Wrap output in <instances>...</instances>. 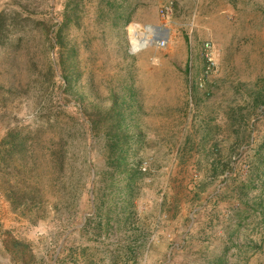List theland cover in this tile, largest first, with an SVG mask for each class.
Segmentation results:
<instances>
[{
    "label": "rangeland",
    "instance_id": "rangeland-1",
    "mask_svg": "<svg viewBox=\"0 0 264 264\" xmlns=\"http://www.w3.org/2000/svg\"><path fill=\"white\" fill-rule=\"evenodd\" d=\"M0 264H264V0H0Z\"/></svg>",
    "mask_w": 264,
    "mask_h": 264
},
{
    "label": "built area",
    "instance_id": "built-area-1",
    "mask_svg": "<svg viewBox=\"0 0 264 264\" xmlns=\"http://www.w3.org/2000/svg\"><path fill=\"white\" fill-rule=\"evenodd\" d=\"M150 37H152V35H150ZM154 43L160 47H163L165 45V41L163 38H160L157 41L154 40L151 45H153ZM202 47H203L204 68L199 83V85L201 86L203 85L204 82L203 79L208 78V76H210L216 69L215 57L211 44L209 42H205Z\"/></svg>",
    "mask_w": 264,
    "mask_h": 264
},
{
    "label": "bare ground",
    "instance_id": "bare-ground-1",
    "mask_svg": "<svg viewBox=\"0 0 264 264\" xmlns=\"http://www.w3.org/2000/svg\"><path fill=\"white\" fill-rule=\"evenodd\" d=\"M146 31L150 35H152V37H146L144 36V34H140L139 32H137V34L133 32V39H132L133 50L142 49L145 46L151 45L155 39L164 38L166 36V31L160 27H154V26L146 27Z\"/></svg>",
    "mask_w": 264,
    "mask_h": 264
}]
</instances>
